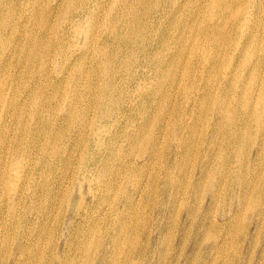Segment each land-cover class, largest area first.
Segmentation results:
<instances>
[{
  "label": "rangeland",
  "instance_id": "obj_1",
  "mask_svg": "<svg viewBox=\"0 0 264 264\" xmlns=\"http://www.w3.org/2000/svg\"><path fill=\"white\" fill-rule=\"evenodd\" d=\"M81 1L0 0V36L7 39L5 48L0 47V78L14 77V90L22 108L19 112L14 108L5 110L0 101V123L5 125L0 173L7 165L5 183L0 181V264L15 261L24 264L32 259L33 264H58L60 258L62 264H87L78 243L90 245L92 236L94 243H102L95 264H105L106 256L113 253L119 256L116 264H264V175L261 179L263 172L260 176L254 173L249 178L254 169L250 159L258 153L261 131L256 128L254 120H249V125L242 130L236 128L243 134L237 142L227 145L226 140L231 136V118L234 117L236 126L241 125L240 118L245 116L246 110L243 102L251 92L258 94L264 85V12L258 8L260 0H216L214 5L210 2L212 0ZM238 7L245 11L244 14L263 13L260 16L263 22L256 27L253 39L246 34L247 28L244 31L236 28L238 23L232 29L223 27L232 25L228 20L229 13ZM71 14H81L79 21L77 17L73 21L79 29L92 23L91 46L84 44L86 33L83 28L79 35L73 31L68 21ZM214 24H218V30H211ZM224 34L226 42L222 37ZM38 36L56 46L49 50L51 53L40 47L41 56L38 53L32 64L26 56ZM207 36L210 39H206ZM209 46L212 47L210 51ZM212 51L217 53L214 60L210 56L215 54ZM246 54L249 58L245 60ZM259 54L263 57L259 58ZM207 55L210 57L206 58ZM89 78L95 83L91 89L87 85ZM74 90L76 93L73 94ZM97 94L100 96L95 100ZM71 101L74 105L70 109ZM69 109L70 117L67 115ZM23 110L26 111L21 113ZM43 116L52 119L53 128L48 125L50 142L47 140L46 151L39 154L41 134H36L38 141L35 139L33 147L28 148L26 143L31 131L38 127L35 119ZM60 133L67 137H61ZM15 148L20 151L8 157ZM57 151L60 152L53 159L54 165H49V159ZM122 157L125 160L135 157L134 164L131 162L129 168H121L118 176ZM260 159L264 165V149ZM89 160L94 162L92 185L89 178L81 175L83 162ZM35 170L44 173L48 182L47 195L48 190L51 193L37 200L34 206L26 207L28 195L23 185L24 176H30ZM166 172L163 184L160 179ZM238 176H248L250 184L245 198L251 199L239 207L240 215L233 225L229 221L222 224L221 216L233 212L223 205L229 202ZM245 181L247 185L246 178ZM210 183L215 185L209 187ZM259 184L263 186L253 190ZM216 186L220 192L217 196L212 193ZM257 192H262V196L258 197ZM234 194L240 197L243 192L235 188ZM254 204L260 207L252 213ZM10 222L17 225L15 234H12L13 228L9 229ZM34 226L41 227L42 232L37 233ZM153 246L156 252L149 257L148 252ZM238 249L242 258L236 257Z\"/></svg>",
  "mask_w": 264,
  "mask_h": 264
},
{
  "label": "bare ground",
  "instance_id": "obj_2",
  "mask_svg": "<svg viewBox=\"0 0 264 264\" xmlns=\"http://www.w3.org/2000/svg\"><path fill=\"white\" fill-rule=\"evenodd\" d=\"M9 1V0H8ZM36 1V0H35ZM45 1V0H44ZM79 1H81V0H79ZM109 1V0H108ZM125 1V3H126V1L127 0H124ZM139 1V0H138ZM187 1V0H186ZM192 1V0H191ZM194 1V0H193ZM201 1V0H200ZM199 1V2H200ZM205 1V0H204ZM221 1V0H220ZM222 1H224V0H222ZM227 1V0H226ZM225 1V2H226ZM239 1V0H238ZM245 1V0H244ZM249 1V0H248ZM248 1H246V2H248ZM15 2H17V1H15ZM22 2V1H21ZM64 2H67V1H64ZM74 2V1H73ZM81 2H83V1H81ZM112 2V1H111ZM110 2V3H111ZM128 2V1H127ZM142 2V1H141ZM206 2V1H205ZM211 2V4H215L216 3V0H212V1H210ZM213 2V3H212ZM236 2V1H235ZM6 4H7V1L5 2ZM10 3V2H9ZM23 3V2H22ZM29 3H30V1H29ZM40 3H43V2H40ZM78 3V2H77ZM132 3V2H131ZM145 3H146V1H145ZM149 2H147V4H148ZM183 3V2H182ZM182 3H180V5L182 4ZM186 3V2H185ZM196 3V2H195ZM227 3V2H226ZM225 3V4H226ZM19 4V3H18ZM21 4V3H20ZM62 4H64V3H62ZM61 4V5H62ZM79 4V3H78ZM105 4H106V2H105ZM188 4V3H187ZM190 4H191V2H190ZM201 4H203V3H201ZM200 4V5H201ZM207 4H208V2H207ZM210 4V3H209ZM210 4V5H211ZM218 4V3H217ZM220 4V3H219ZM218 4V5H219ZM232 4V3H231ZM230 4V5H231ZM3 5V4H2ZM15 5V4H14ZM22 5V4H21ZM55 5V4H54ZM58 5V4H57ZM65 5V4H64ZM84 5V4H83ZM122 5H124V4H122ZM141 5V4H140ZM152 5V4H151ZM184 5V4H183ZM192 5H193V3H192ZM206 5V4H205ZM243 5H245V4H243ZM251 5V4H250ZM4 6V5H3ZM11 6V5H10ZM29 6V5H28ZM34 6H35V4H34ZM63 6V5H62ZM77 6V5H76ZM82 6V5H81ZM102 6V5H101ZM133 6V5H132ZM148 6V5H147ZM206 6H208V5H206ZM205 6V7H206ZM226 6V5H225ZM234 6V5H233ZM236 6V5H235ZM2 7V6H1ZM17 7V6H16ZM23 7V6H22ZM40 7V6H39ZM44 7V6H43ZM46 7V6H45ZM59 7V6H58ZM64 8H65V6H63ZM62 7V8H63ZM131 7V6H130ZM144 7V6H143ZM146 7V6H145ZM149 7H153V6H149ZM155 7V6H154ZM204 7V8H205ZM210 7V6H209ZM230 7V6H229ZM4 8V7H3ZM15 8V7H14ZM27 8V7H26ZM51 8V7H50ZM63 8V9H64ZM74 8V7H73ZM76 8V7H75ZM107 8H109L108 6H107ZM189 8V7H188ZM187 8V9H188ZM214 8H216V7H214ZM223 8H225V7H223ZM239 8V7H238ZM243 8V7H242ZM258 8H259V10L261 11V12H264V0H260V3H259V6H258ZM2 8H0V10H1ZM6 9V8H5ZM36 9V8H35ZM42 9V8H41ZM60 9V8H59ZM85 9H87V8H85ZM132 9V8H131ZM146 9V8H145ZM176 9V8H175ZM178 9V8H177ZM177 9H176V11H177ZM180 9H182V8H180ZM186 9V10H187ZM207 9V8H206ZM232 9V8H231ZM244 9V8H243ZM4 10V9H3ZM6 10H8V9H6ZM17 10V9H16ZM19 10V9H18ZM52 10V9H51ZM147 10V9H146ZM152 10V9H151ZM183 10H185V9H183ZM192 10V9H191ZM209 10V9H208ZM21 11H22V9H21ZM38 11V10H37ZM49 11V10H48ZM98 11V10H97ZM100 11V10H99ZM104 11V10H103ZM128 11V10H127ZM145 11V10H144ZM182 11V10H181ZM189 11V10H188ZM196 11H198V10H196ZM202 11V10H201ZM204 11V10H203ZM217 11V10H216ZM225 11H226V8H225ZM229 11V10H228ZM6 12V11H5ZM10 12V11H9ZM23 12V11H22ZM22 12H21V14H22ZM27 12V11H26ZM35 12V11H34ZM44 12V11H43ZM51 12V11H50ZM101 12V11H100ZM120 12V11H119ZM146 12V11H145ZM149 12V11H148ZM153 12V11H152ZM184 12V11H183ZM200 12V11H199ZM198 12V13H199ZM220 12V11H219ZM224 12V11H223ZM244 12L245 11H242L241 10V8H239V9H233L232 11H231V13H229V17H228V20H230L231 22H232V25L230 24V25H222L223 27H224V29H226L227 30V27L229 28H231L232 29V26H234V24H237L238 23V25L236 26V28H239L241 31H244L246 28H247V32H246V34L248 35V37H250V39L252 38H254V36L256 35V27H258V25L261 23V22H263L262 21V19H261V17L260 16H262L263 15V13L262 14H244ZM1 13H2V11H1ZM0 13V14H1ZM18 13H20V12H18ZM28 13V12H27ZM53 13V12H52ZM61 13V12H60ZM104 13V12H103ZM114 13V12H113ZM118 13V12H117ZM129 13V12H128ZM136 13V12H135ZM139 13V12H138ZM151 13V12H150ZM154 13H155V11H154ZM160 13V12H159ZM162 13V12H161ZM180 13H182V12H180ZM184 13H186V12H184ZM205 13V12H204ZM208 13V12H207ZM8 14V13H7ZM11 14V13H10ZM9 14V15H10ZM13 14V13H12ZM41 14V13H40ZM39 14V15H40ZM106 14V13H105ZM104 14V15H105ZM142 14V13H141ZM141 14H140V16H141ZM217 14L219 15V13L217 12ZM14 15H15V13H14ZM19 15V14H18ZM23 15V14H22ZM31 15V14H30ZM42 15V14H41ZM44 15V14H43ZM45 15H47V13L45 14ZM51 15V14H50ZM50 15H48V16H50ZM62 15V14H61ZM123 15H124V13H123ZM122 15V16H123ZM125 15H126V13H125ZM129 15V14H128ZM136 15H138V14H136ZM145 15V14H144ZM143 15V16H144ZM149 15V14H148ZM147 15V16H148ZM174 15V14H173ZM184 15V14H183ZM190 15V14H189ZM194 15H195V13H194ZM2 16V15H1ZM13 16V15H12ZM12 16H11V18H12ZM97 16V15H96ZM99 16H101V15H99ZM120 16V15H119ZM127 16V15H126ZM131 16V15H130ZM146 16V17H147ZM152 16V15H151ZM150 16V17H151ZM162 16V15H161ZM181 16H182V14H181ZM200 16H202V15H200ZM208 16V15H207ZM264 16V15H263ZM16 17H17V15H16ZM30 17V16H29ZM37 17V16H36ZM39 17V16H38ZM47 17V16H46ZM45 17V18H46ZM77 17V21H79L80 20V17H81V14H71L70 16H69V23L71 24V26L73 27V31L75 32V34H78L79 35V33H80V29H82L83 28V31H85V33H86V38H85V45H87V46H91V43L90 42H92L91 41V37H90V34H92V32H91V30H92V27H91V25H92V23H89L90 25H88V26H86L85 28L84 27H82V26H80V29L79 28H77V27H75L74 25H73V21L75 20V18ZM104 17V16H103ZM102 17V18H103ZM138 17V16H137ZM157 17V16H156ZM170 17V16H169ZM178 17V16H177ZM1 18H3V17H1ZM6 18V17H5ZM4 18V19H5ZM7 18H8V16H7ZM25 18V17H24ZM33 18V17H32ZM32 18H30V19H32ZM40 18V17H39ZM49 18V17H48ZM50 18H52L51 16H50ZM55 19H56V17H54ZM61 17H59V19H60ZM97 18V17H96ZM115 18V17H114ZM155 18V17H154ZM183 19H184V17H182ZM196 18V17H195ZM200 18H202V17H200ZM217 18V17H216ZM222 18V17H221ZM224 18V17H223ZM8 19H10V16H9V18ZM22 19V18H21ZM36 19V18H35ZM101 19V18H100ZM123 19V18H122ZM122 19H120V20H122ZM129 19V18H128ZM142 19H143V17H142ZM144 19H145V16H144ZM153 19V18H152ZM172 19V18H171ZM177 19V18H176ZM175 19V20H176ZM182 19V20H183ZM188 19V18H187ZM199 19V18H198ZM224 19H226V17L224 18ZM11 20V19H10ZM48 20V19H47ZM124 20V19H123ZM141 20V19H140ZM156 20V19H155ZM154 20V21H155ZM160 20V19H159ZM162 20V19H161ZM178 20H179V18H178ZM209 20V19H208ZM220 20V19H219ZM228 20H226L227 22L226 23H228L229 21ZM2 21V20H1ZM9 21V20H8ZM25 21V20H24ZM39 21V20H38ZM43 22V20H40V22ZM57 21H58V18H57ZM129 21H130V19H129ZM129 21H127V23L129 22ZM167 21V20H166ZM170 21H173V20H170ZM184 21V20H183ZM201 21V20H200ZM205 21V20H204ZM5 22V21H4ZM23 22V21H22ZM52 21H50V23H51ZM91 22H92V20H91ZM101 22V21H100ZM141 22H143V21H141ZM146 22H147V20H146ZM145 22V23H146ZM149 22V21H148ZM174 22V21H173ZM180 21H178V23H179ZM187 22V21H186ZM192 22V21H191ZM195 22V21H194ZM197 22V21H196ZM207 21H205V23H206ZM6 23V22H5ZM13 23H16V22H13ZM19 23V22H18ZM24 23V22H23ZM54 23V22H53ZM56 23V22H55ZM59 23V22H58ZM68 23V22H67ZM98 23V22H97ZM151 23V22H150ZM181 23V22H180ZM183 23V22H182ZM185 23V22H184ZM201 23V22H200ZM200 23H198V25L200 24ZM204 23V24H205ZM215 23V22H214ZM32 24H33V22H32ZM52 24V23H51ZM57 24V23H56ZM115 24V23H114ZM122 24V23H121ZM139 25H140V23H138ZM154 24V23H153ZM170 24V23H169ZM1 25V24H0ZM4 25V24H3ZM12 25V24H11ZM14 25V24H13ZM31 25V24H30ZM37 25V24H36ZM39 25V24H38ZM49 25V24H48ZM53 25V24H52ZM79 25V24H78ZM127 25V24H126ZM142 25V24H141ZM147 25V24H146ZM156 25H158L157 23H156ZM175 25V24H174ZM173 25V26H174ZM207 25V24H206ZM263 25V24H262ZM8 26V25H7ZM19 26V25H18ZM23 26H25V25H23ZM27 26V25H26ZM40 26V25H39ZM43 26V25H42ZM99 26V25H98ZM116 26H118V25H116ZM122 26V25H121ZM149 26V25H148ZM164 25H162V27H163ZM166 26V25H165ZM167 26H169L168 25V23H167ZM190 26V25H189ZM204 26V25H203ZM209 26V25H208ZM207 26V27H208ZM221 26V27H222ZM16 27H17V25H16ZM20 27V26H19ZM30 27V26H29ZM38 27V26H37ZM45 27V26H44ZM53 27V26H52ZM54 27H55V25H54ZM135 27V26H134ZM141 27H143V26H141ZM159 27V26H158ZM161 27V26H160ZM176 27V26H175ZM178 27H180V25H178ZM183 27V26H182ZM205 27V26H204ZM10 28V27H9ZM15 28V27H14ZM22 28V27H21ZM36 28V27H35ZM39 28V27H38ZM37 28V29H38ZM67 28V27H66ZM65 28V29H66ZM99 28V27H98ZM128 29V27H124V29ZM149 27H147V29H148ZM156 28V27H155ZM154 28V29H155ZM192 28V27H191ZM201 28H203V27H201ZM218 28V24H214V25H211V30H216ZM229 28V29H230ZM7 29V28H6ZM6 29H3V30H6ZM18 29V28H17ZM17 29H16V31H17ZM32 29V28H31ZM42 29V28H41ZM55 29V28H54ZM134 29H136V28H134ZM161 29V28H160ZM168 29V28H167ZM170 29V28H169ZM190 29V28H189ZM194 29V28H193ZM200 29V28H199ZM221 29V28H220ZM223 29V28H222ZM223 29V30H224ZM238 29V30H239ZM12 30V29H11ZM27 30V29H26ZM25 30V31H26ZM50 30V29H49ZM118 30V29H117ZM138 30V29H137ZM140 30V29H139ZM139 30L137 31V32H139ZM163 30H165V29H163ZM162 30V31H163ZM175 30V29H174ZM218 30V29H217ZM223 30H221V31H223ZM226 30H224V32H226ZM259 30V29H258ZM10 31V30H9ZM18 31H20V30H18ZM22 31V30H21ZM20 31V32H21ZM31 31V30H30ZM30 31H29V29H28V32L30 33ZM41 31V30H40ZM53 31V30H52ZM51 31V32H52ZM66 31H67V29H66ZM69 31V30H68ZM113 31V30H112ZM123 31V30H122ZM127 31V30H126ZM125 31V32H126ZM149 31V30H148ZM167 31V30H166ZM166 31H164V32H166ZM169 31V30H168ZM167 31V32H168ZM6 32V31H5ZM4 32V33H5ZM19 32V33H20ZM32 32V31H31ZM34 32V31H33ZM37 32H39L38 30H37ZM119 32H120V28H119ZM163 32V33H164ZM166 32V33H167ZM170 32V31H169ZM198 32V31H197ZM209 32V31H208ZM208 32H206V33H208ZM213 32V31H212ZM240 32V31H239ZM10 33V32H9ZM123 33H124V31H123ZM149 33V32H148ZM172 33V32H171ZM170 33V34H171ZM211 33V32H210ZM214 33V32H213ZM231 33V32H230ZM12 34V33H11ZM15 34V33H14ZM21 34V33H20ZM23 34V33H22ZM21 34V35H22ZM31 34V33H30ZM34 34V33H33ZM37 34V33H36ZM44 34H45V32H44ZM48 34V33H47ZM121 34V33H120ZM125 34V33H124ZM123 34V35H124ZM152 33H150V35H151ZM162 34V33H161ZM168 34V33H167ZM166 34V35H167ZM169 34V35H170ZM190 34V33H189ZM198 34V33H197ZM204 34V33H203ZM215 34H216V32H215ZM222 34V33H221ZM227 34V33H226ZM226 34H224V35H222V37H224V39H225V42H226V39H227V37H226ZM13 35V34H12ZM50 35V34H49ZM54 35V34H53ZM107 35V34H106ZM122 35V36H123ZM157 35V34H156ZM205 35V34H204ZM11 36V35H10ZM16 36V35H15ZM26 36V35H25ZM24 36V37H25ZM36 36V35H35ZM47 36V35H46ZM52 36V35H51ZM68 36V35H67ZM108 36V35H107ZM125 36V35H124ZM133 36H135V35H133ZM162 36V35H161ZM160 36V37H161ZM187 36V35H186ZM213 36V35H212ZM218 36V35H217ZM217 36H215V37H217ZM220 36V35H219ZM23 37V38H24ZM34 37V36H33ZM49 37V36H48ZM65 37V36H64ZM147 37V36H146ZM145 37V38H146ZM158 37H159V35H158ZM194 37V36H193ZM192 37V38H193ZM199 37H201V36H199ZM230 37V36H229ZM11 38V37H10ZM16 38H18V37H16ZM29 38V37H28ZM30 38H31V35H30ZM68 38V37H67ZM94 38V37H93ZM107 38V37H106ZM105 38V39H106ZM117 38H118V36H117ZM126 38V37H125ZM124 38V39H125ZM155 38V37H154ZM169 38H170V36H169ZM187 38V37H186ZM191 38V37H190ZM197 37L195 36V39H196ZM213 38V37H212ZM212 38H211V40H212ZM33 39V38H32ZM36 39V38H35ZM102 39V38H101ZM116 39V38H115ZM122 39V38H121ZM141 39V38H140ZM149 39V38H148ZM158 39V38H157ZM184 39H185V37H184ZM199 39V38H198ZM204 39V38H203ZM206 39H210L208 36H207V38ZM223 39V40H224ZM249 39V38H248ZM7 39H6V37H4V39L2 38V35L0 36V47H4L5 46V44L7 43V41H6ZM23 40V39H22ZM45 40V39H44ZM47 40V39H46ZM45 40V41H46ZM167 40V39H166ZM186 40V39H185ZM200 40V39H199ZM205 40V39H204ZM217 40V39H216ZM12 41V40H11ZM14 41V40H13ZM26 41V40H25ZM31 41V40H30ZM36 41V43H35V46L33 47V48H31L30 49V51H28V53H27V58L29 59V62H31V61H33L34 59H35V57H36V55L38 54V53H40V50H39V48L40 47H43L44 48V50L45 51H47V52H50L49 50L52 48V46L54 45V43H53V45H51V42L50 41H47V42H45V41H43L42 40V36H38L37 37V40H35ZM34 41V42H35ZM67 41V40H66ZM183 41V40H182ZM182 41H181V43H182ZM213 41H214V39H213ZM9 42V41H8ZM28 42V41H27ZM31 42H33V40L31 41ZM43 42V43H42ZM69 42V41H68ZM116 42V41H115ZM165 42V41H164ZM171 42V41H170ZM185 42V41H184ZM192 42V41H191ZM203 42V41H202ZM216 42V41H215ZM218 42V41H217ZM224 42V41H223ZM228 42V41H227ZM11 43H13V42H11ZM15 43V42H14ZM20 43V42H19ZM25 43V42H24ZM60 43H61V41H60ZM102 43V42H101ZM147 43V42H146ZM208 43V42H207ZM210 43V42H209ZM22 44V43H21ZM26 44V43H25ZM30 44V43H29ZM56 44V43H55ZM65 44H66V42H65ZM124 44V43H123ZM126 44V43H125ZM185 43H183V45H184ZM214 44V43H213ZM222 44V43H221ZM8 45V44H7ZM12 45V44H11ZM14 45V44H13ZM62 45V44H61ZM94 45V44H93ZM115 45V44H114ZM128 45V44H127ZM126 45V46H127ZM190 45V44H189ZM201 45H202V43H201ZM200 45V46H201ZM207 45H209V44H207ZM211 45V44H210ZM215 45H217V44H215ZM10 46V45H9ZM14 46H18V45H14ZM38 46V47H37ZM54 46H56V45H54ZM95 46V45H94ZM125 46V45H124ZM134 46V45H133ZM159 46V45H158ZM161 46H163L162 44H161ZM182 46V45H181ZM199 46V45H198ZM214 46V45H213ZM221 46V45H220ZM8 47V46H7ZM20 47V46H19ZM25 47H26V45H25ZM29 47V46H28ZM60 47V46H59ZM67 47V46H66ZM93 47V46H92ZM112 47V46H111ZM123 47V46H122ZM129 47V46H128ZM189 47V46H188ZM187 47V48H188ZM196 47V46H195ZM202 47V46H201ZM216 47V46H215ZM5 48V47H4ZM11 48V47H10ZM54 48V47H53ZM90 48V47H89ZM190 48V47H189ZM205 48V47H204ZM207 48V47H206ZM209 48H210V46H209ZM212 48V47H211ZM211 48L209 49V51L211 50ZM3 49V48H2ZM7 49V48H6ZM17 49V48H16ZM21 49V48H20ZM88 49V48H87ZM94 49V48H93ZM113 49V48H112ZM118 49V48H117ZM133 49V48H132ZM185 49V48H184ZM194 49V48H193ZM10 50V49H9ZM23 50V49H22ZM28 50V49H27ZM134 50V49H133ZM178 50V49H177ZM206 50V49H205ZM2 51V50H1ZM7 51V50H6ZM21 51V50H20ZM86 51V50H85ZM128 51V50H127ZM129 51H131V50H129ZM158 51V50H157ZM156 51V52H157ZM182 51V50H181ZM193 51V50H192ZM201 51V50H200ZM12 52V51H11ZM17 52H18V50H17ZM21 52H23V51H21ZM24 52H26V51H24ZM43 52V51H42ZM93 52V51H92ZM99 52V51H98ZM119 52V51H118ZM123 52V51H122ZM175 52H176V50H175ZM183 52H185V51H183ZM199 52V51H198ZM212 52H216V51H212ZM8 53V52H7ZM20 53V52H19ZM51 53V52H50ZM54 53V52H53ZM159 53V52H158ZM208 54H209V52H207ZM211 53V52H210ZM16 54V53H15ZM22 54V53H21ZM20 54V55H21ZM86 54V53H85ZM88 54V53H87ZM98 54V53H97ZM99 54H101V53H99ZM124 54V53H123ZM144 54V53H143ZM175 54V53H174ZM191 54H193V52H191ZM14 55V54H13ZM45 55V54H44ZM43 55V56H44ZM47 55H49V53L47 54ZM51 55V54H50ZM91 55V54H90ZM156 55H158V54H156ZM183 55V54H182ZM188 55H189V53H188ZM1 56V55H0ZM3 56V55H2ZM18 56H19V54H18ZM40 56H41V53H40ZM175 56V55H174ZM181 56V55H180ZM198 56V55H197ZM202 56V55H201ZM211 56V60H214L215 58H216V56H217V53H215V54H213V55H210ZM210 56H205L206 58H208V57H210ZM259 56V58L260 57H263L262 56V54H259L258 55ZM20 57V56H19ZM24 57V56H23ZM26 57H25V59H26ZM45 57V56H44ZM51 57V56H50ZM79 57V56H78ZM77 57V58H78ZM81 57V56H80ZM84 57V56H83ZM183 57V56H182ZM188 57V56H187ZM200 57V56H199ZM2 58V57H1ZM4 58V57H3ZM17 58V57H16ZM16 58H14L15 60H16ZM87 58H88V55H87ZM91 58H93V57H91ZM111 58H113L112 56H111ZM128 58V57H127ZM155 58V57H154ZM247 58H249V56H248V54H246L245 55V60L247 59ZM27 59V60H28ZM51 59V58H50ZM89 59H90V57H89ZM115 59V58H114ZM153 59V58H152ZM180 59V58H179ZM4 60V59H3ZM6 60V59H5ZM22 60V59H21ZM39 60V59H38ZM47 60H48V58H47ZM93 60V59H92ZM122 60H124V59H122ZM126 60V59H125ZM130 60V59H129ZM244 60V61H245ZM7 61V60H6ZM9 61V60H8ZM7 61V62H8ZM11 61V60H10ZM17 61V60H16ZM35 61V60H34ZM45 61V60H44ZM86 61V60H85ZM84 61V62H85ZM116 61L118 62V60L116 59ZM128 61V60H127ZM131 61V60H130ZM175 61V60H174ZM176 61H178V60H176ZM187 61V60H186ZM199 61V60H198ZM4 62V61H3ZM46 62V61H45ZM83 62V63H84ZM89 62H91V61H89ZM122 62V61H121ZM193 62V61H192ZM1 63V62H0ZM20 63V62H19ZM23 63V62H22ZM32 63V62H31ZM76 63V62H75ZM197 63V62H196ZM200 63V62H199ZM15 64H17V63H15ZM21 64V63H20ZM33 64V63H32ZM35 64V63H34ZM95 64L97 65V63L95 62ZM124 64V63H123ZM195 64V63H194ZM5 65V64H4ZM10 65V64H9ZM119 65V64H118ZM125 65V64H124ZM129 65H131V64H129ZM149 65V64H148ZM201 65V64H200ZM199 65V66H200ZM7 66V65H6ZM18 66V65H17ZM21 66V65H20ZM43 66V65H42ZM45 66V65H44ZM43 66V67H44ZM90 66V65H89ZM122 66V65H121ZM198 66V65H197ZM202 66V65H201ZM14 67H15V65H14ZM26 67V66H25ZM29 67H30V69H31V65H29ZM88 67V66H87ZM92 67V66H91ZM97 67V66H96ZM118 67V66H117ZM191 67V66H190ZM193 67V66H192ZM2 68H4V67H2ZM6 68H8V67H6ZM22 68V67H21ZM73 68V67H72ZM82 68H84V67H82ZM113 68H114V66H113ZM120 68V67H119ZM186 68L187 67H185V70H186ZM1 69V68H0ZM11 69V68H10ZM19 69V68H18ZM29 69V68H28ZM77 69V68H76ZM85 69V68H84ZM92 69V68H91ZM90 69V70H91ZM122 69H123V67H122ZM190 69H192L193 71H194V69L193 68H190ZM5 70V69H4ZM15 70V69H14ZM98 70V69H97ZM125 70V69H124ZM171 70V69H170ZM198 70V69H197ZM6 71V70H5ZM4 71V72H5ZM9 70H7V72H8ZM12 71V70H11ZM46 71V70H45ZM48 71V70H47ZM86 71V70H85ZM92 71V70H91ZM114 71V70H113ZM122 71V70H121ZM183 71V70H182ZM192 71V72H193ZM199 71V70H198ZM255 70H253V73H255L254 72ZM3 72V74H5ZM27 72V71H26ZM51 72V71H50ZM53 72V71H52ZM99 72V71H98ZM115 72V71H114ZM120 72V71H119ZM172 72V71H171ZM191 71H189V73H190ZM208 72H210V71H208ZM212 72V71H211ZM11 73V72H10ZM19 73H21V72H19ZM47 73V72H46ZM125 73V72H124ZM183 73V72H182ZM33 74V73H32ZM52 74V73H51ZM85 74V73H84ZM88 74V73H87ZM193 74V73H192ZM207 74H211V73H207ZM7 75V74H6ZM10 75V74H9ZM8 75V76H9ZM23 75V74H22ZM24 75H25V73H24ZM27 75V74H26ZM31 75V74H30ZM35 75V74H34ZM117 75V74H116ZM178 75V74H177ZM220 75V74H219ZM27 76H29V75H27ZM46 76V75H45ZM52 76V75H51ZM51 76H49V77H51ZM87 76V75H86ZM169 76H171V77H173L172 75H169ZM180 76V75H179ZM192 77H193V75H191ZM195 76V75H194ZM3 77V76H2ZM38 77V76H37ZM47 77H48V75H47ZM126 77V76H125ZM222 77V76H221ZM235 77V76H234ZM11 78V79H10ZM19 78V77H18ZM17 78V79H18ZM29 78H31V77H29ZM28 78V80H30ZM43 78V77H42ZM46 78V77H45ZM44 78V79H45ZM88 78V77H87ZM118 78H119V75H118ZM123 78V77H122ZM169 78V77H168ZM181 78H182V75H181ZM27 79V78H26ZM86 79V78H85ZM91 79V80H90ZM92 79L93 78H89V82L87 83V85H88V88L89 89H91L92 87H93V84H95V83H92ZM97 79V78H96ZM124 79V78H123ZM27 80V81H28ZM36 80H37V78H36ZM116 80V79H115ZM121 80V79H120ZM125 80V79H124ZM123 80V81H124ZM235 80V79H234ZM31 81H33V80H31ZM85 81V80H84ZM87 81V80H86ZM108 81V80H107ZM122 81V80H121ZM121 81H120V83H121ZM192 81H193V79H192ZM261 81V80H260ZM38 82H40V80L38 81ZM47 82V81H46ZM95 82V81H94ZM16 83V81L14 80V77H8V78H0V101L2 102V106H4V109L5 110H9V109H11V108H14V109H16V111L17 112H19V110L20 109H22L20 106V102L18 101V99H19V97L18 96H16L17 94H16V90H14V84ZM32 83V82H31ZM43 83V82H42ZM84 83V82H83ZM119 83V84H120ZM37 84V83H36ZM46 84V83H45ZM66 84V83H65ZM97 84V83H96ZM190 84V83H189ZM35 85V84H34ZM43 85V84H42ZM41 85V86H42ZM90 85V86H89ZM258 85V84H257ZM39 86H40V83H39ZM45 86V85H44ZM48 85L46 84V87H47ZM53 86V85H52ZM60 86H61V83H60ZM66 86V85H65ZM121 86V85H120ZM123 86V85H122ZM190 86H191V84H190ZM263 87L259 90V92H258V94H253V92H251L249 95H248V97H247V99H245V101L243 102V106L245 107V116H243L242 118H240V119H242L240 122H241V125H239V126H236L235 125V123H233L234 122V117L233 118H231V117H229V118H231L232 119V121L230 120V122L232 123L231 124V128L229 129V132H230V137L229 138H226V140H227V142H228V144L227 145H231V143L233 142H237V140H239V138H241L242 137V135L243 134H241L239 131H236V128L238 127L240 130H242L243 128H245V126H247V124H248V121L250 120H254L255 121V123H256V128L258 129V130H260L261 131V139H259V142H258V140L257 139H255V144H258L259 143V147H258V153L257 154H255V156H252L251 157V159H250V164H251V168H254L253 169V171H252V173L249 175V178H251L252 176H253V174L254 173H258L257 174V176H260L261 175V173L263 172V174H262V176H260L261 177V179H262V177H263V175H264V165L262 164V159H260L261 158V155H262V150L264 149V85H262ZM11 87H12V91H11ZM57 87V86H56ZM34 88V87H33ZM39 88V87H38ZM55 88V87H54ZM82 88V87H81ZM40 89V88H39ZM48 89V88H47ZM65 89V88H64ZM74 89H77L76 87L74 88ZM257 89V88H256ZM78 90V89H77ZM243 90V89H242ZM241 90V91H242ZM11 91V92H10ZM29 91V90H28ZM42 91V90H41ZM47 91V90H46ZM94 91V90H93ZM117 91V90H116ZM257 91V90H256ZM31 92V91H30ZM44 92V91H43ZM91 92V91H90ZM188 92V91H187ZM240 92V91H239ZM34 93V92H33ZM37 93V92H36ZM46 93V92H45ZM48 93V92H47ZM74 93H76V90H74L73 91V94ZM83 93V92H82ZM92 93V92H91ZM120 93V92H119ZM185 93H186V91H185ZM35 94V93H34ZM38 94H40L39 92H38ZM43 94V93H42ZM42 94H40V95H42ZM115 94V93H114ZM121 94V93H120ZM119 94V95H120ZM19 95V94H18ZM37 95V94H36ZM80 95V94H79ZM83 95V94H82ZM20 96V95H19ZM30 96V95H29ZM48 96V95H47ZM77 96V95H76ZM100 95L99 94H97V95H95L94 97H95V100H97L96 98H98ZM35 97V96H34ZM36 97H40V96H36ZM42 97V96H41ZM241 97V96H240ZM45 98V100H46V97H44ZM44 98H43V100H44ZM49 98V97H48ZM78 98V97H77ZM114 98V97H113ZM117 98H118V96H117ZM231 98V97H230ZM33 99V98H32ZM31 99V100H32ZM41 99V98H40ZM76 99V98H75ZM115 99V98H114ZM30 100V101H31ZM50 100V99H49ZM82 100V99H81ZM94 100V101H95ZM78 101V100H77ZM125 101L126 102H128L126 99H125ZM41 102V101H40ZM40 102H38V104L40 103ZM44 102V101H43ZM42 102V103H43ZM76 102V101H75ZM215 102V101H214ZM74 102L73 101H71V103H70V105H69V107H70V109L73 107V104ZM80 103V102H79ZM96 103V102H95ZM37 104V105H38ZM49 104V103H48ZM82 104H83V102H82ZM81 104V105H82ZM25 105V104H24ZM41 105V104H40ZM51 105V104H50ZM50 105H48V106H50ZM127 105V104H126ZM227 105V104H226ZM85 106H87V105H85ZM44 107V106H43ZM50 108V107H49ZM87 108V107H86ZM219 108H220V111L222 110V107L221 106H219ZM23 109H25V108H23ZM39 109V108H38ZM41 109H42V106H41ZM44 109H46V108H44ZM48 109V108H47ZM69 109V110H70ZM43 110V109H42ZM50 110V109H49ZM48 110V111H49ZM68 110V117H70L72 114H71V110L69 111ZM76 110H77V108H76ZM26 111V110H25ZM24 110L23 111H21V113L22 112H25ZM30 111V110H29ZM47 111V110H46ZM51 111V110H50ZM28 113V112H27ZM30 113V112H29ZM38 113V112H37ZM73 113V112H72ZM236 113V112H235ZM25 114V113H24ZM39 114H40V112H39ZM22 114H20V116H21ZM26 115V114H25ZM43 115V114H42ZM74 115V114H73ZM23 116V115H22ZM27 116H29V115H27ZM238 116V115H237ZM40 117V116H39ZM67 117V118H68ZM239 117V116H238ZM22 118V117H21ZM72 118V117H71ZM70 118H68V120H69ZM20 120V119H19ZM67 120V121H68ZM102 120V119H101ZM23 121H24V119H23ZM23 121H22V123H23ZM35 121L37 122V123H39V124H36L35 126H38V127H36L35 128V130H32V129H30L29 131H31V137H30V139L29 140H27L28 141V143H26L27 144V146H28V148H30V147H33L34 145H35V139H36V141H38V138H35V136H36V134H41V141H40V148H41V152L39 153V154H43L45 151H46V149H45V147L46 146H48V144L46 145V143H47V140H48V137L50 136L49 134H48V130H49V128H48V125L50 124V126H51V123H53V121H52V119H50V118H47V119H44V116L40 119V118H37V119H35ZM35 121H34V123H35ZM70 121H72L71 119H70ZM26 122H27V120H26ZM58 122V121H57ZM61 122V121H60ZM59 122V123H60ZM19 123V122H18ZM63 123H65V122H63ZM71 123V122H70ZM24 124V123H23ZM32 124V123H31ZM31 124H29L28 126H29V128H30V125ZM56 124V123H55ZM136 124V123H135ZM251 124H252V122H251ZM27 124H25V126H26ZM57 125H59V124H57ZM64 125H66V124H64ZM67 125H68V123H67ZM249 125V124H248ZM22 126V125H21ZM61 126V125H60ZM72 126V125H71ZM122 126H124V125H122ZM4 127H5V125H4V123H0V150L3 148L2 147V141L4 140V136H5V132L3 131V130H5L4 129ZM23 127V126H22ZM21 127V128H22ZM27 127V126H26ZM32 127V126H31ZM52 128H53V126H51ZM62 127V126H61ZM66 128H67V126H65ZM70 127V126H69ZM144 126H142V128H143ZM25 128V127H24ZM29 128H26V129H29ZM56 128V127H55ZM253 128V127H252ZM57 129V128H56ZM123 129V128H122ZM144 129V128H143ZM25 130V129H24ZM59 130V129H58ZM26 131V130H25ZM25 131L23 132V130H22V132L25 134ZM28 131V130H27ZM39 131V132H38ZM42 131V132H41ZM54 131V130H53ZM53 131H52V133H51V135L53 134ZM57 131V130H56ZM55 131V132H56ZM122 131V130H121ZM145 131V130H144ZM41 132V133H40ZM50 132V131H49ZM58 132V131H57ZM78 132V131H77ZM142 132V131H141ZM148 132V131H147ZM59 133V132H58ZM63 133V132H62ZM65 133V132H64ZM63 133V134H64ZM243 133V132H242ZM61 134V133H60ZM142 134V133H141ZM57 135V134H56ZM56 135H54V136H56ZM75 135V134H74ZM61 137H63V136H65V135H63L62 136V134L60 135ZM141 136H143V135H141ZM23 137V136H22ZM65 137H67V136H65ZM76 137V136H75ZM24 138V137H23ZM53 138H56V137H53ZM77 138V137H76ZM79 139H80V137H78ZM130 138V137H129ZM141 138V137H140ZM22 139V138H21ZM66 139V138H65ZM131 140H132V138H130ZM56 140V139H55ZM54 140V141H55ZM59 140V139H58ZM78 140V139H77ZM141 140V139H140ZM23 141V140H22ZM21 141V142H22ZM49 141V140H48ZM53 141V142H54ZM60 141H61V139H60ZM145 141V140H144ZM164 141V140H163ZM50 142V141H49ZM247 142V141H246ZM256 142H258V143H256ZM25 143V142H24ZM57 143H59V142H57ZM64 143V142H63ZM155 143V142H154ZM46 145V146H45ZM58 145V144H57ZM49 146H51L52 147V145H49ZM56 146V145H55ZM61 146H63V145H61ZM163 146V145H162ZM60 147V146H59ZM247 147V146H246ZM39 148V149H40ZM48 148V147H47ZM126 148V147H125ZM162 148V147H161ZM248 148V147H247ZM22 149V148H21ZM53 149V148H52ZM57 149V148H56ZM160 149V148H159ZM49 150V149H48ZM58 150H60V148L58 149ZM254 150V149H253ZM3 151V150H2ZM16 151H20V149L18 150V148H15V150L12 152L11 151V153L8 155V157L9 156H14L15 155V153H16ZM51 151V150H50ZM56 151V150H55ZM61 151V150H60ZM60 151H57V152H53V155H52V157H51V159H49V165H54V164H52V162H53V159L56 157V155L57 154H59V152ZM136 151V150H135ZM247 152H248V150H247ZM128 154V153H127ZM247 154V153H246ZM250 154H251V152H250ZM2 155V154H1ZM19 155V154H18ZM8 157H7V159H8ZM16 157V156H15ZM14 158V157H13ZM92 158H94V157H92ZM97 158H99V157H97ZM248 158H249V153H248ZM100 159V158H99ZM134 159H135V157H134ZM133 159V160H134ZM12 160H14V159H12ZM133 160H125V159H123V157H122V160H121V162H120V165H119V167H118V171H117V175L119 176L120 175V172L122 171L121 170V168H125V169H127V168H129L130 166H131V162H133ZM11 161V160H10ZM10 161H9V163H10ZM7 162V161H6ZM85 162H86V160H85ZM85 162H83V166H82V168H81V175L82 176H85V177H87V178H89L88 179V181L91 183V180H92V178H91V175L94 173V168H93V166H94V162H92V160H89L88 161V163H85ZM8 163V164H9ZM132 164H134V162L132 163ZM169 164V163H168ZM183 166V165H182ZM243 168V167H242ZM169 169V168H168ZM256 169V170H255ZM2 170V169H1ZM6 170H7V165H4V167H3V170H2V172L0 173V181L3 183H5V180H6V177H5V174H6ZM121 170V171H120ZM181 170V169H180ZM245 170V169H244ZM125 171V170H124ZM123 171V172H124ZM99 172V174L101 173V170H99L98 171ZM167 172H169V173H171L170 171H168L167 170ZM167 172L163 175V177L160 179L162 182H163V184H164V180L165 179H163V178H165L166 177V174H167ZM123 175V174H122ZM129 176V175H128ZM127 176V177H128ZM121 177V176H120ZM245 178L247 179V181H248V184L246 185V181H245ZM245 178H243L242 176H238L237 178H236V180H237V182H236V186H234V188H233V191H232V194L230 195V199H229V202H225L226 204H227V207L225 206V203H224V205H223V207L224 208H229L230 210H232L233 212L231 213V214H229L228 216H221L222 217V220H223V223L222 224H226V222L227 221H229V222H231V225H233L234 224V221H236V220H238L237 218H238V214L240 213L239 211H241L240 209H239V207L240 206H243L244 205V203L245 202H250V199H251V197H248L247 199L245 198V194H246V192H247V190H249V184H250V182H249V178H248V176L247 177H245ZM158 181H159V179H158ZM264 181V180H263ZM48 182H46V179H45V175H44V173L42 172V171H40V170H35L34 172H32L31 173V175L30 176H28V177H25L24 176V183H23V185L24 186H26V188H25V190H27V195H28V199H27V201H26V207H28V206H34L35 204H36V202H37V200H39L40 198H42V197H44V196H46L47 195V189H46V184H47ZM133 184H135V183H133ZM91 185H92V183H91ZM215 184L214 183H210V185H209V187H211V186H214ZM221 185V184H220ZM263 185L262 184H259L258 186L257 185H255V187H253V190L255 189V191H257L259 188H261ZM1 187H2V185H1ZM59 187H61L60 185H59ZM235 188H238L240 191H242L243 192V194L240 196V197H237L236 196V194H234V189ZM136 189H139V186H137V188ZM221 189V188H220ZM262 192H264V191H262ZM262 192H257V196L258 197H261L262 196ZM51 193V191H49L48 190V195L47 196H49V194ZM212 193H215V195L217 196V194H219L220 195V192H219V189H218V187L216 186V188H215V190H213L212 191ZM253 193V192H252ZM167 195H170L169 193L167 194ZM43 199V198H42ZM261 199V198H260ZM245 207V206H244ZM260 206H258V205H253V208H252V213H254L258 208H259ZM29 208H32V207H29ZM104 208V207H103ZM243 210V209H242ZM240 215V214H239ZM240 217V216H239ZM241 217H242V215H241ZM21 220V219H20ZM20 220H18V221H20ZM231 220V221H230ZM17 221V222H18ZM173 221V220H172ZM242 221V220H241ZM247 221H249V217H248V220ZM10 226H9V229H12L13 228V230H12V234H15L16 232H17V225L14 223H12V222H10ZM239 226V225H238ZM237 226V227H238ZM241 226V225H240ZM246 226V225H245ZM34 228L36 229V231H37V233H41L42 232V228L41 227H38V226H34ZM241 228H242V226H241ZM99 239V237L98 236H96V239ZM23 239V237H21V240ZM93 236L90 238V245H92V246H90V245H84L83 243H78V248H80L81 249V251H82V253H83V258L85 257L86 259H87V264H95L98 260H96V257H97V255L100 253V247H101V245H102V243H100V242H93ZM71 240V239H70ZM70 240H69V242H70ZM89 240H87V242H88ZM7 242V241H6ZM156 250V247L155 246H153L150 250H149V252H148V256L149 257H152L153 255H154V253L156 252L155 251ZM236 252V257L237 258H242V255H241V250H236L235 251ZM119 258V256H117L116 257V254L115 253H113V254H111V255H108V256H106V261L104 260L103 262L105 263V264H116V263H118V259ZM84 260V259H83ZM33 262V259H32V261H27V262H25L24 264H33L32 263ZM13 264H18V262L17 261H15ZM58 264H62V260H61V258H60V260H59V263Z\"/></svg>",
  "mask_w": 264,
  "mask_h": 264
}]
</instances>
